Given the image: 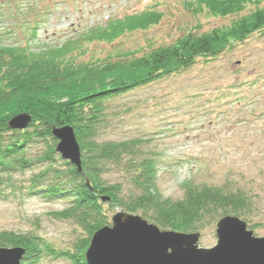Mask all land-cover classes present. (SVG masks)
Returning <instances> with one entry per match:
<instances>
[{"label": "rangeland", "instance_id": "374dc122", "mask_svg": "<svg viewBox=\"0 0 264 264\" xmlns=\"http://www.w3.org/2000/svg\"><path fill=\"white\" fill-rule=\"evenodd\" d=\"M256 8H264V2L251 0L243 14L219 18L198 12L196 0H0V44L37 53L70 43L72 49L63 55L66 61L92 64L140 56L188 33L227 27ZM145 12H156L160 21L134 31L109 24ZM104 32L117 36L98 39ZM107 106L98 142L142 140V152L156 162V185L163 198L180 199L187 181L239 188L252 206L245 219L248 230L264 238V32ZM44 148V143H34L29 155ZM107 167L106 185L122 184L123 195L136 193L121 168ZM43 169L13 174V187L4 185L0 232L29 233L56 250H68L82 235L71 221L53 216L67 203L47 202L25 191L32 175ZM215 224L199 232V248L216 245ZM38 264L70 263L44 256Z\"/></svg>", "mask_w": 264, "mask_h": 264}, {"label": "trees", "instance_id": "16d2710c", "mask_svg": "<svg viewBox=\"0 0 264 264\" xmlns=\"http://www.w3.org/2000/svg\"><path fill=\"white\" fill-rule=\"evenodd\" d=\"M250 3L251 0H196L198 12L219 18L241 15ZM159 21L156 12H145L109 24L134 31ZM256 32H264V8L246 13L227 27L202 35L191 32L173 44L158 46L140 56L124 55L92 64L66 61L63 55L72 49L70 43L37 53L0 44V197L5 184L13 187V174L45 168L32 175L26 193L47 202L65 201L67 207L53 212V216L71 221L82 235L71 249L56 250L29 233L0 232V248H23L26 253L21 264H38L44 256L87 264L84 257L91 237L109 226L117 211L139 214L161 230L185 234L199 233L205 225L225 216L245 222L252 206L241 189L187 181L182 185L180 199L163 198L156 185V162L142 152V140L100 143L97 138L106 127L108 102L189 69L200 58L214 59ZM116 36L104 32L98 39L110 41ZM20 114L29 115L31 122L23 130H11L9 121ZM63 126L74 132L81 172L60 160L55 152L57 141L52 129ZM37 142L44 143L45 148L30 156L28 150ZM107 166L121 168L136 193L123 195L122 184L106 185L103 175ZM102 197L109 201L101 202Z\"/></svg>", "mask_w": 264, "mask_h": 264}, {"label": "water", "instance_id": "95a60500", "mask_svg": "<svg viewBox=\"0 0 264 264\" xmlns=\"http://www.w3.org/2000/svg\"><path fill=\"white\" fill-rule=\"evenodd\" d=\"M29 115L13 117L8 127L23 130ZM55 152L81 172V154L72 128H53ZM88 183V182H86ZM109 198H101L108 202ZM200 233L163 231L138 215L117 211L109 226L96 231L85 252L87 264H264V238H256L246 222L225 216L215 224L216 245L198 247ZM26 251L0 248V264H21Z\"/></svg>", "mask_w": 264, "mask_h": 264}]
</instances>
